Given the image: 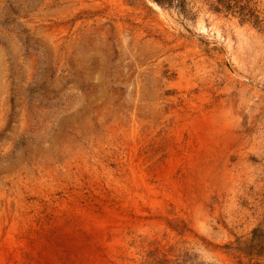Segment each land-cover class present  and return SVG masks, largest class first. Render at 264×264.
I'll use <instances>...</instances> for the list:
<instances>
[{
	"label": "rangeland",
	"instance_id": "rangeland-1",
	"mask_svg": "<svg viewBox=\"0 0 264 264\" xmlns=\"http://www.w3.org/2000/svg\"><path fill=\"white\" fill-rule=\"evenodd\" d=\"M0 264H264V0H0Z\"/></svg>",
	"mask_w": 264,
	"mask_h": 264
},
{
	"label": "bare ground",
	"instance_id": "bare-ground-1",
	"mask_svg": "<svg viewBox=\"0 0 264 264\" xmlns=\"http://www.w3.org/2000/svg\"><path fill=\"white\" fill-rule=\"evenodd\" d=\"M152 5H153L155 8L159 9V6H158L157 4L152 3Z\"/></svg>",
	"mask_w": 264,
	"mask_h": 264
},
{
	"label": "trees",
	"instance_id": "trees-1",
	"mask_svg": "<svg viewBox=\"0 0 264 264\" xmlns=\"http://www.w3.org/2000/svg\"><path fill=\"white\" fill-rule=\"evenodd\" d=\"M155 1L159 2V1H161V0H155Z\"/></svg>",
	"mask_w": 264,
	"mask_h": 264
}]
</instances>
